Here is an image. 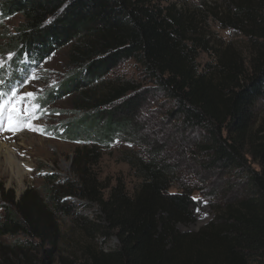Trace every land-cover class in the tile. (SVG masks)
I'll return each mask as SVG.
<instances>
[{
	"label": "trees",
	"instance_id": "trees-1",
	"mask_svg": "<svg viewBox=\"0 0 264 264\" xmlns=\"http://www.w3.org/2000/svg\"><path fill=\"white\" fill-rule=\"evenodd\" d=\"M222 1L211 11L213 21L246 38L248 63L231 45L210 46L192 16L176 4L0 0L1 19L21 15L24 20L8 45L14 71H28L55 51L70 49L69 72L58 95H75L74 111L83 113L59 125L58 137L96 150L122 136L141 145L139 114L160 104L166 109L164 121L194 138L201 171L220 180L229 177L225 208L197 233H180L178 225L194 222L196 202L184 185L180 193H169L178 167L160 159L157 146L150 147L147 159L130 158L140 179L131 197L119 183L105 198L109 187L85 168L75 171L71 183L55 185V178L46 177L42 195L28 190L17 202L12 193L0 201V237L38 241L49 259L59 240L56 216L61 214L76 218L75 226L88 237L113 232L119 242L109 253L87 246L82 264H264V117L257 115L264 98V0ZM201 51L213 54L203 67L197 63ZM130 61L146 87L104 80ZM95 85L101 95L96 100ZM72 197L81 208L96 206L101 226L78 217L64 200ZM29 248L12 252H20L28 264ZM0 264H11L5 252Z\"/></svg>",
	"mask_w": 264,
	"mask_h": 264
},
{
	"label": "rangeland",
	"instance_id": "rangeland-1",
	"mask_svg": "<svg viewBox=\"0 0 264 264\" xmlns=\"http://www.w3.org/2000/svg\"><path fill=\"white\" fill-rule=\"evenodd\" d=\"M160 2L163 6L169 3L176 4L178 8L190 14L198 31L206 35L205 39L210 43V46L225 48L227 45H231L242 53V57L247 63L249 62L250 55L246 48V38L236 30L221 28L213 21L211 11L218 10L223 6L222 0H160ZM23 21L21 15L4 19L0 17V99H3L7 104L12 90H17L16 98L9 106V110H12L14 116L19 118L20 128L18 131L7 130L10 125L8 110H6L0 116V140L14 154L17 161L27 165L29 172L24 177L23 187L20 189L10 179L7 162L2 152L0 156V201L5 199L4 196L7 199L12 193L14 202H17L28 190L36 191L42 195L48 183L46 177L55 178L53 183L55 185L75 182V171L78 168H85L89 172L88 174L95 177L102 187H109V189L103 190L105 198L108 197L110 188L119 183L131 197L135 188L140 184V179L130 166L132 163L130 158L139 156L147 159V151L150 150V147L157 146L160 149L159 158L178 167L175 174L176 180L173 181L169 193H180V186L184 185L192 191V199L196 202L194 222L178 225L177 230L180 233H197L209 224L214 215L225 208L224 204L228 196L226 182L229 177L220 180L217 176L207 175L201 171L199 162L194 155V138L187 133L181 134L175 129L174 124H167L164 121L166 109L160 108V104L145 107L144 111L139 114L137 122L141 126L138 132L141 145H134L132 140L122 136V139H117L109 146L96 150L91 144L69 142L56 135V133H60L59 125L64 126L68 120L75 116V113H79V115L83 113L74 111L75 95L60 97L58 95L60 90L57 88L69 72L70 49L63 47L55 51L50 57L43 62L36 63L28 71H14L12 52L8 45L11 42L10 37L15 35L16 29ZM207 54L202 51L199 54L197 63L200 67L213 59L212 51ZM7 71L11 73L7 74ZM18 77L19 80L16 79ZM117 79L122 80L121 82L125 80L136 82L142 87L147 86L145 82H140L139 68L134 61L121 65L118 70L112 71L104 80L115 82ZM9 80H13V82L9 83ZM97 86L95 85V89L91 91L94 100L101 97L100 90L96 89ZM90 89L86 88L88 91ZM52 91L57 94L55 99L51 95ZM29 92L34 95L32 97L24 95ZM49 99L51 101H48ZM162 100H158V102ZM260 104L263 107L258 109L257 115L264 117V98ZM28 124L31 125V128L28 127ZM253 168L258 170L256 166ZM64 200L75 208L74 212L78 217H82L90 223L99 222L101 226L99 209L96 206L81 208L79 205L82 203L74 197L64 198ZM1 216L3 217L2 210H0ZM56 218L59 240L53 249L51 258L47 259L44 250L39 249L38 241L29 242L30 239L22 235L0 237V253L5 252L11 264H20V262L23 264L24 257L20 256V252H16L15 256L12 250L18 246L29 248V243H32V247H36V249L32 247L28 249L29 257L27 259H31L28 264H82L85 262L82 250L88 248L87 246L103 253L113 252L119 246L113 232L105 237L99 234L88 237L85 232L75 226L76 218L61 214H58ZM44 248H48V246ZM24 263L27 264L26 260ZM91 263L89 260V264Z\"/></svg>",
	"mask_w": 264,
	"mask_h": 264
},
{
	"label": "bare ground",
	"instance_id": "bare-ground-1",
	"mask_svg": "<svg viewBox=\"0 0 264 264\" xmlns=\"http://www.w3.org/2000/svg\"><path fill=\"white\" fill-rule=\"evenodd\" d=\"M2 152L7 162V172L10 175L11 181H14L16 185L21 189L23 187L25 179L24 177L26 176V174H28L27 172H29L27 165L17 161L14 154L6 146H4L0 140V156Z\"/></svg>",
	"mask_w": 264,
	"mask_h": 264
},
{
	"label": "snow or ice",
	"instance_id": "snow-or-ice-1",
	"mask_svg": "<svg viewBox=\"0 0 264 264\" xmlns=\"http://www.w3.org/2000/svg\"><path fill=\"white\" fill-rule=\"evenodd\" d=\"M16 95H17V90L15 89L12 90L11 96L9 97L7 104H5L3 99H0V116H2L4 112L8 110V123L10 127L7 130H10V131L20 130L19 123H18L19 118L14 116V112L12 110H9V106L13 103L14 99L16 98ZM24 95L27 97H32L34 94L29 92V93H25ZM20 99H23V97H20ZM28 127L31 128V125L28 124ZM32 130H35V129H32Z\"/></svg>",
	"mask_w": 264,
	"mask_h": 264
}]
</instances>
